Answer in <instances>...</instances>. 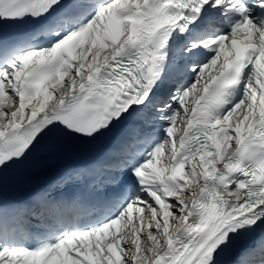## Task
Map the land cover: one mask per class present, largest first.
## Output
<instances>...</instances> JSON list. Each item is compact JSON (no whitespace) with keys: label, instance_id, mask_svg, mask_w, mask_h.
Here are the masks:
<instances>
[{"label":"snow or ice","instance_id":"1","mask_svg":"<svg viewBox=\"0 0 264 264\" xmlns=\"http://www.w3.org/2000/svg\"><path fill=\"white\" fill-rule=\"evenodd\" d=\"M0 264H264V0H0Z\"/></svg>","mask_w":264,"mask_h":264}]
</instances>
